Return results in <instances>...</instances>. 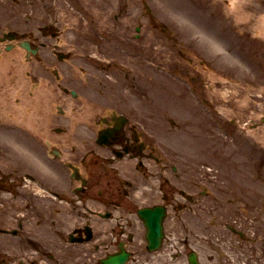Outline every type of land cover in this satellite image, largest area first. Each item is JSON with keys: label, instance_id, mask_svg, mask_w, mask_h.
<instances>
[{"label": "rangeland", "instance_id": "374dc122", "mask_svg": "<svg viewBox=\"0 0 264 264\" xmlns=\"http://www.w3.org/2000/svg\"><path fill=\"white\" fill-rule=\"evenodd\" d=\"M46 1L48 6L53 7V9L58 5V0ZM157 1L156 10L158 11L159 23L152 32L155 37L162 39L173 37L176 46L143 45L144 69L157 78L151 80L148 85L145 82L146 77L140 82L142 90L139 92L144 95L142 101L166 103L174 98L176 108L173 105L175 109L169 106L168 109L172 111V114L164 113V116L171 115L176 120L175 125L178 126L175 127L177 128V134L176 139H174L178 143V149L175 148L176 155L187 156L190 168H201L206 165L205 167L211 169L208 170L207 174L218 173L221 179L224 177L226 179L225 186L220 188L224 197L230 196L231 188L236 189L237 195L240 196V192L247 191V185L244 182L241 186L240 174L238 183L237 171L240 170L239 164L230 160H220L222 156L226 155L227 150H229L228 153L235 154L236 149L231 145V140L220 134L213 122L214 117L212 115L216 114L228 131H232L234 135L238 136L243 146H250L248 140L251 138L253 131L248 132L244 127L248 125V120H251V118L254 122L259 121V118H261L260 113L264 112V33H260L264 30V24L260 22L264 19V0H238L243 9L242 14L247 15L244 18L230 13L227 3L231 0ZM12 6L11 3L1 2L0 16L3 17L6 12L10 11ZM16 6H18V3ZM202 9H205L203 14L201 13ZM187 14H190L191 17H188ZM204 22L206 25H204ZM220 30L223 32L222 37L224 39L221 47L216 36V33L219 34ZM143 37H150L146 30L143 31ZM227 48H230L231 52H228ZM151 59L161 65L159 70L146 68L151 66L147 62ZM14 69L16 78L23 76V66L20 63H16ZM163 70H171L173 73L178 74L179 78L165 74L160 75ZM184 78L189 80V85H185ZM19 86H25L22 79ZM0 87L1 101L5 97L2 93L10 90V85H7L5 81ZM12 88L14 90V86ZM5 95L6 97L9 96V94ZM118 96L121 100L125 98L127 102H137L135 97L129 95V93L126 94V97L121 94ZM168 104L170 105V102ZM162 106L165 107V105ZM139 112L143 118V111ZM232 119H235L236 122L233 123ZM244 123L246 124L242 127ZM258 126L254 130V134L256 138L261 139L263 123ZM158 127L160 128L158 133L163 132L161 127ZM184 132L189 133L184 134ZM7 133V129L0 128V140L11 143L12 140L9 136H6ZM199 142L202 144L201 147L197 144ZM186 147H188V152H192V155L189 153L186 155V152L182 151ZM5 152L8 153V150ZM2 155L0 156V167L6 169L8 165L6 155ZM175 160L178 165H181L183 161L179 157H175ZM193 179L184 182V184L190 185L192 183L191 187H193L194 181L197 180ZM210 187L211 193L205 197L204 203L207 208L199 212L201 214L196 220V223L201 226L202 233L198 236H192L195 242V245L192 244V246L201 257L202 264H218L220 259L218 250L211 246V240L216 239L213 231L214 227L211 226V223L214 217H217L214 202L215 197L218 195L216 190L218 188L217 181H213ZM248 188L249 193L247 196H250L249 199L255 197V203L248 202L246 205L253 208L256 204H259L258 195L264 189L261 185H255L252 190L254 196L253 194L250 195L253 187L248 186ZM6 198H8V194H6ZM218 204H221V202ZM217 209L224 212L230 211V208L226 206H222V208L217 206ZM235 212L240 214L237 209H235ZM252 212L253 209H251ZM0 219L4 221L5 226L11 225L12 219L7 214L0 213ZM256 229L262 235L261 238H264V223L258 224ZM204 232H207V234H204ZM257 235L256 232L255 236L257 237ZM171 240L181 242L182 238L175 235ZM199 240L204 243L200 245ZM176 246L179 247L180 244L176 243ZM189 247L186 246L187 249H170L169 251H173L172 253L175 254L172 259L168 257L167 249L152 255L145 254L136 257L141 264H187L186 254L190 250ZM43 251H46V254L58 255V264H81L82 262L95 264L94 257L102 254L98 251L93 257L89 253L90 249H80V247L79 249H45ZM230 253L227 262H232ZM249 253L250 255H248ZM22 255L24 259H28L33 254L31 249H20L14 252V249H2L0 245V264H10L13 259ZM243 256H248L247 264H264V243L257 242V247L246 251ZM40 264L50 263L42 261Z\"/></svg>", "mask_w": 264, "mask_h": 264}, {"label": "flooded vegetation", "instance_id": "af4514ba", "mask_svg": "<svg viewBox=\"0 0 264 264\" xmlns=\"http://www.w3.org/2000/svg\"><path fill=\"white\" fill-rule=\"evenodd\" d=\"M87 3H85V2ZM71 0V2L74 5L75 9L80 8L81 10H83L86 14H88V16H91L92 11H98V12H103L106 8L109 7V5H111L114 8L115 12H125V9L127 7L128 4H131V1L128 2V0ZM104 2L107 5L105 7H103V5H101V3ZM103 3V4H104ZM103 7V8H102ZM58 8H60V10L62 9V6L60 4H58ZM67 20H69V16H66ZM135 19V18H134ZM133 19V20H134ZM86 27V26H84ZM81 28H83L82 25H77L76 27V31L79 33L76 38H74V40L76 41V43L78 44V46H82V47H87L86 42H91V40H93V36L90 34L89 31H82ZM64 27H63V20L62 18L58 17V40L61 39V35H62V31H63ZM33 44H41V40L40 38H28ZM58 45H60V43L58 42ZM60 47L58 46V53L60 52ZM83 51H91V49L85 48ZM40 52L41 49L38 50V53L36 54V57L40 56ZM82 58L84 59L85 63H81V62H74L69 64V66H74V64H79V66H90V67H94L93 62L91 61V59L87 60V57L85 55V53L81 54ZM64 55L63 54H58V72H60L62 74L63 77H65V79L63 81L60 82V84L62 86L64 85H68L69 83H73V81L77 78L75 77L74 79H69V77L71 76H67L66 75V71H64V69L62 70L61 68L64 67ZM87 60V61H86ZM38 64L41 66V62L39 61ZM69 66H65L66 68H68ZM70 73L72 74V71H70ZM87 76V74H86ZM110 119V117H109ZM137 122V120H136ZM110 128L114 129V134L113 137L109 136L111 139L108 141L109 144H107V148L109 149V152H113L114 154L117 155H124L123 153H127L129 155L132 156H136V155H141V157H146L149 155H153L155 153V148L152 144L148 143L147 147H143V141H147L146 137H144V135L141 133L139 127L132 122H129V119H127L125 121V123L123 125H121L118 129H116V126L114 125H109L107 126L106 124L104 126H102L99 131H103L106 133V131H111ZM51 129L55 132V135L58 136V132L59 133H67L69 130V119L67 116H62L61 119L59 121H57L53 126H51ZM138 131H140L141 134L138 133ZM90 132H94V126L93 125H88L87 123L84 122H80L79 124H77V126L75 127L71 137L72 138H76V139H80L77 142H72V143H67L65 144V147L67 149H69L70 151H72V155L76 156V157H82V158H86L91 156L92 159H95L96 161H98L99 157L102 156V158H107L106 154L107 150L105 149H101V147H93L95 146V144H91L90 139H88L87 137L89 136ZM83 133L85 134V136H83ZM91 134V133H90ZM94 134V133H93ZM25 136L27 137H34L32 134H25ZM24 138V137H23ZM48 141H53L50 145L47 144L46 140L40 141L38 139L34 140L33 142H31L29 139H22V140H18V142H21L23 144L24 150L25 147L28 144H32L35 150V153L38 155H41L42 153V149H50V151L53 154V158H55V162H57V166H55V169L57 172H55V193H56V198L58 201V149H61V147L58 145V137L55 138V140L53 139V137H46ZM141 139V140H140ZM116 143H119V146H116ZM100 146V145H98ZM14 147L17 148V146L15 145ZM77 147V148H75ZM18 149V148H17ZM115 156V155H114ZM103 162H106L107 160L103 159ZM139 166L142 167V162L139 163ZM21 168L23 170L26 169H30V167L28 166H21ZM41 168L42 171H46V170H50V167H38ZM92 175L91 177L94 178L95 180L96 178V173L95 170L91 172ZM34 178L36 179H40L39 176L35 175ZM160 178L161 182L164 185H168L169 189L171 190V192L169 190H166L163 192V197L165 199V201L172 199V193H173V188L171 185H169V179L167 176L164 175V170L162 169L160 173H158V179ZM39 182H41L39 180ZM9 183H11L14 186H17L19 183V178L17 177H12V180L9 181ZM44 185L45 182H42ZM87 189L88 186L84 187V189L82 188V190H80L81 195H85L87 193ZM120 192V189L118 188V186L114 183L111 182L110 180L107 181V186H106V190L104 191L103 197H102V201L104 203V206L106 205L105 211L107 210L109 212L110 217L106 220H112L115 223H119V222H128L129 219L128 217L131 216V210H132V203L130 200L128 199H124V198H115V195L118 194ZM122 192L124 195H126V198H128V190L123 188ZM84 193V194H83ZM167 204V203H166ZM55 213L57 214V221H58V205L56 207ZM94 218V217H93ZM135 219L136 217L135 215L133 216L132 220ZM93 221V219L91 220ZM105 222V221H104ZM114 231H119L121 232L123 230V225H117L113 228ZM80 234V233H79ZM133 235L132 234H127L125 240L128 242L132 239ZM118 239L117 241L114 243V246H112L111 242H106L104 244V249H118ZM101 245V244H100ZM93 247H95L96 249L98 248V245H93ZM127 249H139L138 246L131 244V246H127Z\"/></svg>", "mask_w": 264, "mask_h": 264}, {"label": "bare ground", "instance_id": "6f19581e", "mask_svg": "<svg viewBox=\"0 0 264 264\" xmlns=\"http://www.w3.org/2000/svg\"><path fill=\"white\" fill-rule=\"evenodd\" d=\"M227 5H228V10H230V12H233V15L239 16L240 18H244L247 16V15L242 14L243 9H242V6L240 5V1L231 0L229 3H227ZM260 22L264 24V19L260 20ZM260 33H264V30Z\"/></svg>", "mask_w": 264, "mask_h": 264}, {"label": "water", "instance_id": "95a60500", "mask_svg": "<svg viewBox=\"0 0 264 264\" xmlns=\"http://www.w3.org/2000/svg\"><path fill=\"white\" fill-rule=\"evenodd\" d=\"M125 257H126V254H124L122 252V253L110 256L108 259L105 260V263H107V264H121ZM191 257H192V255H191ZM191 260L194 261L193 258H191Z\"/></svg>", "mask_w": 264, "mask_h": 264}]
</instances>
